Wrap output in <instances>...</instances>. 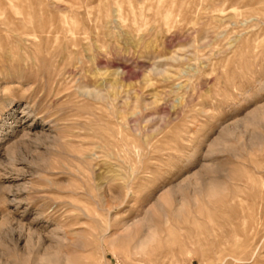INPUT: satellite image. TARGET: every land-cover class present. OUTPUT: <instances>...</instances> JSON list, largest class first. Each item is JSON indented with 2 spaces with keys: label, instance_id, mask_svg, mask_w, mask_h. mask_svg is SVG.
I'll return each instance as SVG.
<instances>
[{
  "label": "rangeland",
  "instance_id": "rangeland-1",
  "mask_svg": "<svg viewBox=\"0 0 264 264\" xmlns=\"http://www.w3.org/2000/svg\"><path fill=\"white\" fill-rule=\"evenodd\" d=\"M0 264H264V0H0Z\"/></svg>",
  "mask_w": 264,
  "mask_h": 264
}]
</instances>
